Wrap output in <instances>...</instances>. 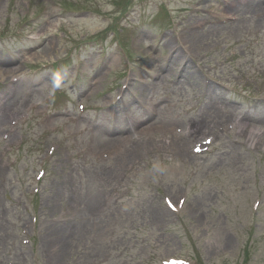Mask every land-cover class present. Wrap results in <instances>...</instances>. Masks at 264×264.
Wrapping results in <instances>:
<instances>
[{"label":"rangeland","instance_id":"374dc122","mask_svg":"<svg viewBox=\"0 0 264 264\" xmlns=\"http://www.w3.org/2000/svg\"><path fill=\"white\" fill-rule=\"evenodd\" d=\"M256 7L0 0V264H264Z\"/></svg>","mask_w":264,"mask_h":264},{"label":"bare ground","instance_id":"6f19581e","mask_svg":"<svg viewBox=\"0 0 264 264\" xmlns=\"http://www.w3.org/2000/svg\"><path fill=\"white\" fill-rule=\"evenodd\" d=\"M250 6H254V5L252 4V5H249V7H250ZM257 9H258L257 7L254 9V11H255V13H256V15H257V18H258V19H261V20H259L260 22H261V21H264V16L262 15V10H257ZM4 72H5V73H11V70L5 69ZM258 123H259L260 125H264V118L259 119Z\"/></svg>","mask_w":264,"mask_h":264}]
</instances>
